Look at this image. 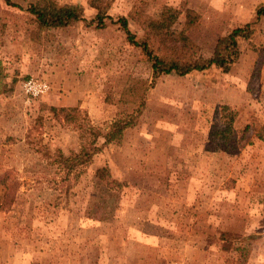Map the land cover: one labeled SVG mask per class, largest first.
<instances>
[{
    "label": "rangeland",
    "instance_id": "rangeland-1",
    "mask_svg": "<svg viewBox=\"0 0 264 264\" xmlns=\"http://www.w3.org/2000/svg\"><path fill=\"white\" fill-rule=\"evenodd\" d=\"M12 1L21 8L0 0V176L14 195L0 209V264H187L190 252L198 264H264V0H113L103 28L91 0H58L80 4L85 20L52 29L27 11L37 0ZM166 7L201 62L235 27L254 32L228 72L154 79L112 21L128 17L142 37L137 19ZM30 78L50 89L29 95ZM222 105L238 113V150L210 141ZM92 145L100 150L81 178L64 179L55 155Z\"/></svg>",
    "mask_w": 264,
    "mask_h": 264
},
{
    "label": "trees",
    "instance_id": "trees-1",
    "mask_svg": "<svg viewBox=\"0 0 264 264\" xmlns=\"http://www.w3.org/2000/svg\"><path fill=\"white\" fill-rule=\"evenodd\" d=\"M8 4L20 7L12 0H5ZM113 0H91V6L97 10L95 17L97 27L106 26V19H112L108 15V9ZM27 11L32 14L41 29L63 28L74 21L85 20L83 7L78 3H61L58 0H37L31 3ZM179 11L175 8H164L157 17H148L143 20L137 19L144 30V35L138 37L132 31L129 18L122 16L116 21L125 31L128 42L139 47L145 54L146 59L151 63L154 79L161 75L176 73L186 75L194 70H205L216 65L224 72L230 71L234 63L239 59V39L251 38L254 28L251 23L235 27L227 35L220 37L215 46L212 58L207 61H199L197 58V45L185 33L175 32L171 29L178 17ZM258 17L264 16V6L258 9ZM238 113L229 105H222L215 114V119L209 130L211 143L218 149L238 150L240 129L236 126ZM136 115L115 121L105 135V142L109 143L121 136L126 128L133 125ZM249 125L244 129L249 130ZM240 136V137H239ZM245 136V135H244ZM256 137L264 142V125L257 131ZM241 139V138H240ZM90 151L82 149L72 155H65L59 152L55 155V161L64 169V179L78 181L84 173L87 165L92 163L93 156L100 150L97 145H92ZM120 184V182H118ZM5 187V193L0 202V209H5L13 202L14 195L10 194L8 184V173L0 176V186ZM69 186V185H68Z\"/></svg>",
    "mask_w": 264,
    "mask_h": 264
},
{
    "label": "built area",
    "instance_id": "built-area-1",
    "mask_svg": "<svg viewBox=\"0 0 264 264\" xmlns=\"http://www.w3.org/2000/svg\"><path fill=\"white\" fill-rule=\"evenodd\" d=\"M26 92L33 96L38 97L48 92L50 89L49 84L46 81L36 78H30L24 83ZM168 264H185L183 261H175Z\"/></svg>",
    "mask_w": 264,
    "mask_h": 264
},
{
    "label": "crops",
    "instance_id": "crops-1",
    "mask_svg": "<svg viewBox=\"0 0 264 264\" xmlns=\"http://www.w3.org/2000/svg\"><path fill=\"white\" fill-rule=\"evenodd\" d=\"M250 185V183L248 184V186ZM246 194H248V193H245V195L243 196V198H245L244 200H248L249 199V197L247 196L246 197ZM242 195V194H241ZM241 195H240V197H241ZM188 255V257H189V255H190V257H189V261L187 262V264H198V262H196V261H194V257L192 256V254H191V252H190V254H187Z\"/></svg>",
    "mask_w": 264,
    "mask_h": 264
}]
</instances>
